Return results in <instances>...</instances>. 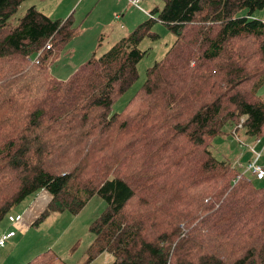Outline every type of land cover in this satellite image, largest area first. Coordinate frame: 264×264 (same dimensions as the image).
I'll list each match as a JSON object with an SVG mask.
<instances>
[{"label": "trees", "instance_id": "obj_1", "mask_svg": "<svg viewBox=\"0 0 264 264\" xmlns=\"http://www.w3.org/2000/svg\"><path fill=\"white\" fill-rule=\"evenodd\" d=\"M25 1L0 0V224L41 190L52 197L36 223L98 196L88 264L105 253L111 264H264L263 179L210 148L227 125L264 140V19L249 17L264 0H162L65 80L49 67L77 29L34 5L13 26ZM154 22L174 41L114 113L138 80L139 44L159 38ZM25 264L64 263L46 250Z\"/></svg>", "mask_w": 264, "mask_h": 264}, {"label": "rangeland", "instance_id": "obj_2", "mask_svg": "<svg viewBox=\"0 0 264 264\" xmlns=\"http://www.w3.org/2000/svg\"><path fill=\"white\" fill-rule=\"evenodd\" d=\"M32 5L53 20H69L73 28L77 29L75 37L67 46L70 53H62L49 67V74L52 77L57 80H65L88 60L93 53H96V55L103 53L119 39L126 37L137 25L148 20L154 10L159 11L162 9L163 1L141 0L139 5L141 10H139L130 5L127 0H28L19 6L17 13L11 17L10 23L15 26L16 20L24 15L26 10ZM247 12L246 9H242L237 16L246 17ZM117 14H119V19L115 18ZM251 14L252 17L250 16V18L256 19L258 14H264V7L253 11ZM121 15H124V17H121ZM153 15L155 17L157 12ZM110 25H114V27ZM118 29L121 32L120 37L113 35ZM152 31L159 38L155 40L145 38L139 44V49L146 51V55L137 64L138 80L127 93L117 100L113 106L114 113L122 110L125 103L143 84L146 69L152 66L155 61L160 60L174 41V36L159 22L153 23ZM35 58H37V55H34L32 59L35 60ZM263 81H260L255 93L264 103ZM210 148L217 159L229 162L239 172H242L247 166L250 157V160H254V155L251 153L252 150L255 154H259L262 151L261 154L263 153V156L260 162H264V140L262 143L261 140L255 141L246 137L240 128L235 133L234 129L227 125L224 128V134L216 137L212 141ZM250 178L254 179L253 177ZM253 182L257 187L264 188V181L254 179ZM44 196L47 199L49 194H41L37 204L44 199ZM32 201L33 198L29 197L22 203H25V206H29ZM46 203L45 205L47 206ZM104 209L105 203L102 199L98 196H93L77 214L71 211L51 213L44 220L37 223L36 220L39 215L33 220L23 216L22 221L25 224L27 222L28 229L31 230L17 248L22 254L20 257L22 264L46 250L53 251L64 264H88L87 249L93 240V235L89 232V226L102 214ZM12 212L11 214H13ZM14 216L17 215H12V217ZM16 224L14 222L11 225L12 228L10 229L9 227V231L14 234V237L5 243L4 248H8L12 243L17 242V234L19 232L15 230L14 225ZM5 227L6 224L4 222L1 223L3 231ZM112 262V255L105 253L89 264H111Z\"/></svg>", "mask_w": 264, "mask_h": 264}, {"label": "crops", "instance_id": "obj_3", "mask_svg": "<svg viewBox=\"0 0 264 264\" xmlns=\"http://www.w3.org/2000/svg\"><path fill=\"white\" fill-rule=\"evenodd\" d=\"M246 16H248V15H246ZM250 16L252 17V14L251 13H250ZM121 17H124V15H121ZM115 18L116 19H119L120 18L119 17V14L115 15ZM257 18L264 19V14H258L257 15ZM110 26L111 27H114V25H110ZM120 34H121V32L119 31V29H118L117 32H114L113 33V35L119 36V37H120ZM261 152L259 153V157L257 158V163L259 165H261V166L264 167V162L263 163L260 162V159L263 156V153L261 154ZM254 158H255V155H254ZM250 159H251V157L248 159V162H250V161L253 160V159L252 160H250ZM262 181H264V178H263ZM43 193H48L49 194V197L47 199H45V196H44V199L37 204V201H38L39 196H41V194H43ZM51 195L52 194H51V192L49 190H47V189L46 190H41L35 196L32 197L33 198V201H32V203H30L29 206L28 205L25 206V203H22L17 208L14 209V211L12 212L13 214H10L11 216L14 215V214H16L19 217V219L15 222V224L18 223V222L19 223L16 224V225H14L15 226V230L16 231L18 230V232H19L17 234L18 240H17V242L12 243V245L10 247H8V248H4L6 244L2 248H0V264H22V260L20 259V257L22 256V254H20V252L17 250V248H18L19 244L23 241L24 237L27 234H29V232L31 230V229H28V226H27L28 223L26 222V224H25L22 221V218H23V216H25L29 220L35 219V217H37L38 215L41 214V212H43V210H44V208L46 206L45 205V202H47L46 204H48L50 202L51 197H52ZM33 204H36V205L33 206ZM4 223L6 224V227L4 228V231H3V229H1V224H0V234L1 233L3 234L4 232H8L12 228V226H11L12 223H10L8 221H4ZM32 224H33V222H32ZM9 227H10V229H9ZM12 237H14V234H13ZM10 239H8L7 242Z\"/></svg>", "mask_w": 264, "mask_h": 264}, {"label": "built area", "instance_id": "obj_4", "mask_svg": "<svg viewBox=\"0 0 264 264\" xmlns=\"http://www.w3.org/2000/svg\"><path fill=\"white\" fill-rule=\"evenodd\" d=\"M127 2L132 5L133 7L141 10V7H139L141 0H127ZM252 153L255 155V158L253 161L249 162L247 166L242 170L241 176L245 177L248 175L254 176L255 178L261 180L264 178V167L259 165L257 163V158L259 157V154H255L252 150ZM19 219L18 216H8L7 220L10 223H14ZM13 236L12 232H6L0 234V247L2 248L5 245V242H7L8 239H10Z\"/></svg>", "mask_w": 264, "mask_h": 264}]
</instances>
